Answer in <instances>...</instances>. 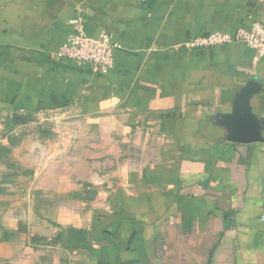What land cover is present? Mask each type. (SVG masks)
I'll use <instances>...</instances> for the list:
<instances>
[{
  "label": "crops",
  "instance_id": "crops-1",
  "mask_svg": "<svg viewBox=\"0 0 264 264\" xmlns=\"http://www.w3.org/2000/svg\"><path fill=\"white\" fill-rule=\"evenodd\" d=\"M255 23L264 26V0H0V98L159 141L154 160L118 177L93 212L5 213L0 228L14 238L0 242V264H264V144L227 142L215 126L249 83L264 123V57L244 44L189 45ZM78 27L117 43L106 74L56 59Z\"/></svg>",
  "mask_w": 264,
  "mask_h": 264
},
{
  "label": "rangeland",
  "instance_id": "rangeland-1",
  "mask_svg": "<svg viewBox=\"0 0 264 264\" xmlns=\"http://www.w3.org/2000/svg\"><path fill=\"white\" fill-rule=\"evenodd\" d=\"M9 95L5 92L0 98V227L4 214L8 222L16 211L13 207L22 205L93 212L103 195L116 187L118 177L132 167L141 169L157 156L155 134L98 133L96 116L81 119L50 109L25 112L10 103ZM106 124L122 125L114 120ZM19 143H24L26 156L14 150ZM30 214L27 211V217ZM13 238L0 228V242ZM26 247L34 248L28 242ZM190 251L194 254L192 247ZM172 263L197 264L193 259L188 263L186 257Z\"/></svg>",
  "mask_w": 264,
  "mask_h": 264
},
{
  "label": "built area",
  "instance_id": "built-area-1",
  "mask_svg": "<svg viewBox=\"0 0 264 264\" xmlns=\"http://www.w3.org/2000/svg\"><path fill=\"white\" fill-rule=\"evenodd\" d=\"M69 36L56 53L58 61H71L85 65L92 72L106 74L113 67V52L118 47L112 37L101 32L96 37L88 36L81 27ZM244 44L264 57V26L258 23L249 28H239L232 35L213 33L192 40L189 45L195 48L217 47Z\"/></svg>",
  "mask_w": 264,
  "mask_h": 264
},
{
  "label": "water",
  "instance_id": "water-1",
  "mask_svg": "<svg viewBox=\"0 0 264 264\" xmlns=\"http://www.w3.org/2000/svg\"><path fill=\"white\" fill-rule=\"evenodd\" d=\"M260 87L249 83L234 96L231 113L222 115L215 126L227 131L225 140L239 144H264V123L251 110L250 100L259 93Z\"/></svg>",
  "mask_w": 264,
  "mask_h": 264
}]
</instances>
